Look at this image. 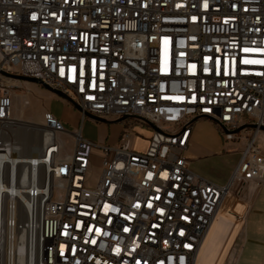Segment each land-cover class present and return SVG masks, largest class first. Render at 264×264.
I'll return each instance as SVG.
<instances>
[{"label": "built area", "instance_id": "built-area-1", "mask_svg": "<svg viewBox=\"0 0 264 264\" xmlns=\"http://www.w3.org/2000/svg\"><path fill=\"white\" fill-rule=\"evenodd\" d=\"M260 61L264 0H0V264H195L231 178L264 172ZM16 76L77 109L72 132L44 116L68 151L12 157ZM87 114L118 140L84 137ZM197 120L244 143L225 185L190 169Z\"/></svg>", "mask_w": 264, "mask_h": 264}, {"label": "rangeland", "instance_id": "rangeland-1", "mask_svg": "<svg viewBox=\"0 0 264 264\" xmlns=\"http://www.w3.org/2000/svg\"><path fill=\"white\" fill-rule=\"evenodd\" d=\"M16 84H18V87L13 91L12 120L18 119L20 122L30 124L36 122L42 126L45 122V114L50 113L61 120L63 127L68 132L73 130L72 121L74 115L65 108V105L72 107L67 100L35 81L21 79ZM104 124L107 127H103V123L86 119L81 126L83 136L92 141L101 142L102 135L105 132L104 128L108 129L109 137H112L118 129H121L122 125L118 122H104ZM135 131L140 136H138L134 147L138 150L144 149L145 138L148 137L149 131L146 128H138ZM58 136H61L66 141L63 151H68L72 143L70 136L63 132L58 134ZM191 140L194 149H190L185 153V156L190 160V169L217 185L227 184L231 172L241 156V151L244 147L243 141L224 142L220 132L207 120L194 122ZM257 141L259 143L264 142L262 135H259ZM95 174L96 169L91 168L89 177ZM237 236L231 244L225 264H228L230 257L234 253L237 245Z\"/></svg>", "mask_w": 264, "mask_h": 264}, {"label": "crops", "instance_id": "crops-1", "mask_svg": "<svg viewBox=\"0 0 264 264\" xmlns=\"http://www.w3.org/2000/svg\"><path fill=\"white\" fill-rule=\"evenodd\" d=\"M65 108L74 115L72 123L75 130L79 113L74 107L65 105ZM97 123L107 127L104 122ZM104 130L101 142L113 144L118 140L121 129L112 137H109L107 128ZM136 140L138 137L134 142ZM190 149H194L192 143L187 151ZM236 236L237 245L228 264H264V172L261 179L231 178L195 264H225Z\"/></svg>", "mask_w": 264, "mask_h": 264}, {"label": "bare ground", "instance_id": "bare-ground-1", "mask_svg": "<svg viewBox=\"0 0 264 264\" xmlns=\"http://www.w3.org/2000/svg\"><path fill=\"white\" fill-rule=\"evenodd\" d=\"M47 114L53 116L50 113ZM49 126L50 125L47 123L46 119L44 125L42 126H40L36 122L30 124V123L20 122L18 121V119L9 120L3 129V137H4V141L8 143V147L11 149V152L13 153L12 157L36 158L37 156H40L39 153L43 149L44 144H46L48 141L58 139L59 138L58 134L62 133L50 129ZM233 178H241V177L235 176Z\"/></svg>", "mask_w": 264, "mask_h": 264}, {"label": "water", "instance_id": "water-1", "mask_svg": "<svg viewBox=\"0 0 264 264\" xmlns=\"http://www.w3.org/2000/svg\"><path fill=\"white\" fill-rule=\"evenodd\" d=\"M16 77L19 78V79H25V80L35 81V82H36V80H35L34 78H32V77H26V76H16ZM43 86L46 87L47 89H49L50 91L54 92L55 94H57V95H59V96H61V97H64V98H66V99H69V98H67L64 94H62L60 91H58V90H53V89L47 87L46 85H43ZM87 116H88L90 119H92V120H94V121H96V122H105L103 119L98 118V117H96V116H93V115H90V114H87ZM43 153H44V148L40 151L39 155H43Z\"/></svg>", "mask_w": 264, "mask_h": 264}, {"label": "snow or ice", "instance_id": "snow-or-ice-1", "mask_svg": "<svg viewBox=\"0 0 264 264\" xmlns=\"http://www.w3.org/2000/svg\"><path fill=\"white\" fill-rule=\"evenodd\" d=\"M33 19H35V17H33ZM245 51H248V49H245ZM244 63H249V61H244ZM260 63H264V61H260ZM151 206V205H149ZM125 231H127V229H125Z\"/></svg>", "mask_w": 264, "mask_h": 264}]
</instances>
